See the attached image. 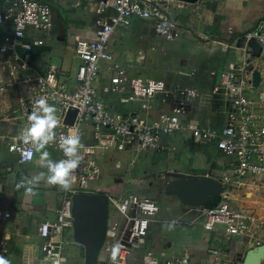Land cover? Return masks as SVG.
<instances>
[{"label":"crops","instance_id":"obj_1","mask_svg":"<svg viewBox=\"0 0 264 264\" xmlns=\"http://www.w3.org/2000/svg\"><path fill=\"white\" fill-rule=\"evenodd\" d=\"M14 0H0V12L10 7ZM53 5L54 31L47 45L35 58L39 71L51 66L74 75L80 60L74 56L76 40L94 42L97 22L102 17L92 5L78 0H48ZM167 12L176 21L182 33L166 40L158 34L153 21L134 20L128 27L115 31L109 42L114 63L126 65L129 73L145 80L162 81L166 90L158 92L150 102H138L125 110L138 114L149 122L160 121L170 111L172 93L181 91L188 103L185 117L177 118L183 124L197 123L204 130L221 126L227 103L213 90L221 68L227 64L228 44L241 32L257 22L264 9V0H163ZM13 26L0 27V45L4 37H12ZM0 53V61L8 62ZM258 61H256L257 64ZM24 72L13 70L8 64L0 67V85H8L0 92V205L11 216L0 221V235L9 241L10 264H48L40 228L43 223H53L66 190L57 184H48L46 175L32 184L40 172L47 174L40 152L28 164L18 161L8 144L17 136L23 124L19 94ZM102 75L100 86L108 84ZM100 98L111 107L103 94ZM8 135V136H7ZM81 144L91 142V130ZM164 153L109 150L98 154L91 170L88 191L75 196L72 201V224L65 228L67 243L64 257L68 264H95L101 254L108 218L117 215V203L126 197L154 200L159 212L154 218L145 242L133 251L127 264H165L186 255L194 264H211L207 248L212 244L228 249L232 259L248 260L253 250L262 248L259 259L264 261V201L256 196L251 201L244 196L252 191L259 194L261 177L251 178L239 192L242 200L232 205L255 219L247 237H231L217 226L213 231L204 228L205 219L186 203L183 190H195L203 174L214 169L220 174L221 157L215 148L195 146L189 132L166 137ZM49 159L59 161L62 152L49 142L45 149ZM81 176L74 174L71 187L77 188ZM22 181L24 182L22 184ZM258 183V184H257ZM263 186V185H262ZM31 187L32 191L27 189ZM253 192V194H254ZM238 195V194H237ZM236 195V196H237ZM257 242L261 244L257 246ZM102 255V256H101ZM258 258L252 260L255 261ZM193 264V263H192Z\"/></svg>","mask_w":264,"mask_h":264},{"label":"built area","instance_id":"obj_2","mask_svg":"<svg viewBox=\"0 0 264 264\" xmlns=\"http://www.w3.org/2000/svg\"><path fill=\"white\" fill-rule=\"evenodd\" d=\"M81 3L97 5V12L112 8L114 14L97 22L94 42L76 40L74 56L80 65L74 75L59 67L51 66L46 71L35 68L34 61L54 31L53 5L48 0H14L10 7L0 12V27L13 26L12 37H4L0 53L8 62L0 61V67L8 64L13 70L24 72L23 85L19 92L23 99L20 114L23 124L17 136L8 144L10 152L22 164L31 163L36 151L31 143H25L21 133L30 126L29 115L35 102L41 98L56 108L58 120L51 142L62 152L60 143L69 130L86 138L91 130V142L78 149L81 157L74 174L81 176L77 188L70 187L62 193L61 206L53 223H43L41 238L45 241L42 250L48 264L65 263V228L72 224V201L78 194L88 191L94 160L101 152L109 150L157 152L167 151L164 139L174 134L189 132L195 144L215 148L221 157V173L208 169L195 190H189L186 203L205 219L204 228L213 231L220 226L231 237H247L255 219L232 205L231 196L240 191L247 181L264 177V9L253 27L238 33L228 44L230 49L243 53V61L237 65L225 66L214 86V94L221 95L227 103L224 122L221 126L204 130L197 123L183 124L177 118L185 117L188 101L181 91L172 93V112L164 113L161 120L149 122L125 108L136 102H150L158 93L166 90L162 81L132 77L126 65L114 63L109 42L116 30L128 27L134 20L153 21L156 31L166 40L181 35L179 24L167 12L163 0H78ZM256 40L262 47L259 58H253L249 43ZM39 50V51H38ZM248 61L261 73L258 87L252 83L253 71H247ZM264 63V62H263ZM108 84L100 86L102 75ZM8 85H0V92H6ZM109 101H116L113 108L104 103L100 94ZM74 110L76 114L70 116ZM71 120L72 124H68ZM90 168H92L90 170ZM117 215L108 218L101 254L95 264H127L129 255L139 250L150 230V224L159 212L154 200L140 197H126L118 200ZM11 214L0 205V221ZM257 246L261 244L257 242ZM211 264H253L248 260L232 259L231 252L212 244L207 248ZM10 254L9 241L0 235V257L7 260ZM101 255V256H102ZM165 264H192L191 257L171 260Z\"/></svg>","mask_w":264,"mask_h":264},{"label":"clouds","instance_id":"obj_3","mask_svg":"<svg viewBox=\"0 0 264 264\" xmlns=\"http://www.w3.org/2000/svg\"><path fill=\"white\" fill-rule=\"evenodd\" d=\"M28 119L31 122L30 126L21 133V138L25 143H31L36 152L41 153L40 159L42 165L47 168V174L40 172L27 183L32 184L35 181L41 180L46 175L48 184H57L65 190L69 189L74 176V170L79 167L81 160L78 154V149L83 147L80 136L74 130L70 129L60 143V148L63 150L66 158L53 161L49 159V153L47 151L41 150L45 149L46 145L55 136L54 129L58 124L55 106L49 104L46 99L41 98L35 102V108ZM27 191L31 192L32 188L29 187ZM0 264H10V262L0 257Z\"/></svg>","mask_w":264,"mask_h":264},{"label":"rangeland","instance_id":"obj_4","mask_svg":"<svg viewBox=\"0 0 264 264\" xmlns=\"http://www.w3.org/2000/svg\"><path fill=\"white\" fill-rule=\"evenodd\" d=\"M80 2V1H79ZM83 4H85V5H92L95 9H96V11H97V5H95V4H89V3H83ZM100 14V13H99ZM114 14V11H113V9L112 8H106L105 10H104V12L103 13H101V15H102V17L100 18V19H107L109 16H111V15H113ZM99 19V20H100ZM73 48H74V46H73ZM243 57V53L241 52V51H234V50H230V52L229 53H227V55H226V61H227V64H229L230 62H235V63H237V62H239L240 61V59ZM259 62V64H261V61H258ZM262 62H264V61H262ZM263 65H264V63L262 64V65H260L261 67H263ZM224 68L222 67L221 68V70H220V73L222 72V70H223ZM220 73H219V75H220ZM132 76V75H131ZM132 77H135V76H132ZM218 78H219V76H218ZM218 78H217V80H218ZM221 96V95H220ZM222 97V96H221ZM136 103H138V102H136ZM135 103H133V104H131V105H129V107L130 106H132V105H134ZM172 112V106H171V102H170V111L168 112V113H171ZM167 114V113H166ZM8 136V135H7ZM189 139L192 141V143L195 145V146H200V145H197V144H195L194 142H193V140H192V137L190 136V134H189ZM82 143V142H81ZM142 153H151V152H142ZM263 180H264V177H261ZM258 184V183H257ZM260 184V188H259V194L258 193H256V192H254V191H252V192H250V193H248L247 194V196H246V194H245V198L246 199H249L250 201H251V199H253L254 197H256V196H261L262 198H263V201H264V181L262 182V183H259ZM263 185V186H262ZM239 192V191H238ZM253 192H254V194H253ZM235 194V193H234ZM238 194V195H237ZM237 195V196H236ZM243 194H240V193H236L235 194V196H232V200H234L235 202H237V201H239L240 199L242 200V196ZM152 224V223H151ZM151 224H150V228H151ZM217 227V226H216ZM45 258L46 257H42V259H44L45 260ZM192 263L194 264V259L192 260ZM255 264H264V261H262L261 259H259V257H258V259H256V261H255Z\"/></svg>","mask_w":264,"mask_h":264},{"label":"water","instance_id":"obj_5","mask_svg":"<svg viewBox=\"0 0 264 264\" xmlns=\"http://www.w3.org/2000/svg\"><path fill=\"white\" fill-rule=\"evenodd\" d=\"M249 47L251 48V55L253 58H259L262 54V47L260 46V44L256 41L253 40L249 43ZM247 71H253L252 73V83L254 85V87H258L261 81V73L259 70L254 69V65L251 61H248V65L246 67ZM72 114H76V111L72 110L70 112V116ZM68 124H72V121L69 120ZM260 255H262V248H257L255 250L252 251V253L249 256V261L251 262L253 259L258 258Z\"/></svg>","mask_w":264,"mask_h":264},{"label":"bare ground","instance_id":"obj_6","mask_svg":"<svg viewBox=\"0 0 264 264\" xmlns=\"http://www.w3.org/2000/svg\"><path fill=\"white\" fill-rule=\"evenodd\" d=\"M184 192H182V196L186 199L187 196V192H189V190L185 189L183 190Z\"/></svg>","mask_w":264,"mask_h":264}]
</instances>
